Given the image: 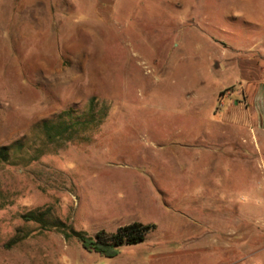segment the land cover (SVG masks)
Here are the masks:
<instances>
[{"label":"rangeland","instance_id":"obj_1","mask_svg":"<svg viewBox=\"0 0 264 264\" xmlns=\"http://www.w3.org/2000/svg\"><path fill=\"white\" fill-rule=\"evenodd\" d=\"M97 1L0 0V264H264V156L221 132L241 84L215 98L234 56L262 59L236 50L264 46V0ZM54 119L86 125L53 143ZM33 212L89 237L155 229L108 258Z\"/></svg>","mask_w":264,"mask_h":264},{"label":"crops","instance_id":"obj_2","mask_svg":"<svg viewBox=\"0 0 264 264\" xmlns=\"http://www.w3.org/2000/svg\"><path fill=\"white\" fill-rule=\"evenodd\" d=\"M117 0H98L97 4L101 6H108L99 8L98 11L109 15L116 4ZM142 1V0H139ZM164 3L186 4L190 0H158ZM246 3V0L242 1ZM238 52L248 51L250 53H264V46L254 45L247 50L243 47L237 48ZM238 63L239 73L241 79L238 81L230 83L227 87H221L216 94L215 98L226 88L241 84L243 87L242 98L234 96L226 101L225 105L220 110H216L220 114V122L223 129L221 132L231 133L233 136L237 134H243L241 138L243 141H247L249 147L253 149L256 153H260L264 156V55L260 60L255 58H242L234 56ZM233 58V59H234ZM261 58V57H260ZM229 65V62H227ZM221 70H225L226 66L219 62ZM241 95V93H239ZM249 223L254 227L257 225H262L264 227V216L261 215L260 211L255 213H250ZM206 242L207 237L199 238L198 242ZM223 250L225 253H218L217 255L210 258V264H223L228 259V251ZM218 252V251H216ZM207 263V261H206ZM154 264H161V260L154 262Z\"/></svg>","mask_w":264,"mask_h":264},{"label":"trees","instance_id":"obj_3","mask_svg":"<svg viewBox=\"0 0 264 264\" xmlns=\"http://www.w3.org/2000/svg\"><path fill=\"white\" fill-rule=\"evenodd\" d=\"M94 103V101H92ZM92 103V107L94 104ZM84 126L86 121L66 123L63 120H45L40 126L41 131L50 134L51 142L55 143L57 136L61 137L65 132L70 131L74 126ZM56 130V131H55ZM55 131V134H54ZM21 147V146H20ZM9 147L4 146L0 149V158L7 160L9 157ZM26 220L39 223L44 228H55L60 230L67 239L76 238L82 246L89 252H95L101 256L115 258L120 254V248L124 245H136L146 240L147 234L155 229V225H145L140 222H133L120 226L114 233L99 231L95 237H89L77 232L63 222H56L47 218L45 212L29 213L24 216Z\"/></svg>","mask_w":264,"mask_h":264},{"label":"built area","instance_id":"obj_4","mask_svg":"<svg viewBox=\"0 0 264 264\" xmlns=\"http://www.w3.org/2000/svg\"><path fill=\"white\" fill-rule=\"evenodd\" d=\"M233 93H231V91H223L221 93L222 96H220L219 98V104L221 107H223L225 105L226 100L229 98V96H231Z\"/></svg>","mask_w":264,"mask_h":264}]
</instances>
